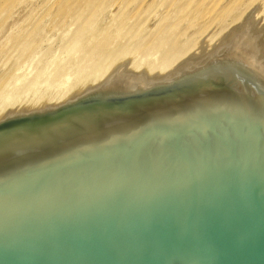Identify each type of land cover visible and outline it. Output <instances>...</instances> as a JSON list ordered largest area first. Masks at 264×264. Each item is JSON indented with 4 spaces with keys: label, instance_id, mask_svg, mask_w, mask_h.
I'll return each instance as SVG.
<instances>
[{
    "label": "water",
    "instance_id": "95a60500",
    "mask_svg": "<svg viewBox=\"0 0 264 264\" xmlns=\"http://www.w3.org/2000/svg\"><path fill=\"white\" fill-rule=\"evenodd\" d=\"M260 10L164 76L3 116L0 264H264Z\"/></svg>",
    "mask_w": 264,
    "mask_h": 264
},
{
    "label": "rangeland",
    "instance_id": "374dc122",
    "mask_svg": "<svg viewBox=\"0 0 264 264\" xmlns=\"http://www.w3.org/2000/svg\"><path fill=\"white\" fill-rule=\"evenodd\" d=\"M189 1L191 0H179V1L178 0H0V76L1 75L5 76L6 79L10 78L11 85L13 87L17 86V88H20L21 85L23 88L32 83L38 82L39 91L41 89L40 93H43V92L45 93L46 87H48V84H47L48 81H52L54 83H61V82L63 83V81L67 77H69L68 75H71L73 77L72 74H75L74 68L76 69V72H77V69L81 68L82 66H85L86 64L85 61L89 53H91V50L93 49L91 48V45L84 47V48L76 46L79 49L76 48L75 46H72L74 45L73 38H72L73 36H70V35L71 33L74 32V30L78 31L84 28L86 29L90 25H94V28H91V32H90V34H92L90 35L91 42L93 43L101 42L103 43L105 48H107L108 50L111 49V51L113 50L117 51L119 49L118 47H120L121 45L126 46L127 44L128 45L126 47L132 48L137 43V41L142 40L144 42H149V41H152V38L156 37L159 33L166 32V35L169 38V40L170 41L173 40L172 42L173 47L175 48L193 47L191 49L192 52L191 51L189 52L193 54L195 51L199 49L200 45L203 42H205L206 45L210 42V44L207 45V51L210 50L211 46H213V43L214 45H216L217 44L216 41L217 42L220 41L218 38H221V36L225 34V31L228 32L229 30L228 26L230 25L231 22H232L231 24L233 23L234 24L230 25V29L234 27L237 21L238 22L236 24H241L242 21H244L246 16L255 6L259 5L261 7L260 11H262V9L264 8V0H238L239 4L237 0H220V1L218 0H192L190 3ZM236 3L239 6L236 5ZM214 4L218 6H214ZM63 5L65 6L64 9H63ZM226 5L228 6L226 7ZM232 5L233 6L235 5V6L233 7ZM213 6L215 9L213 8ZM182 7H189V9L187 8L188 9L187 10L186 8H182ZM228 7L231 8L232 10L234 9L233 10L234 12L228 13L230 11ZM90 8H91V11H90ZM227 8L228 10L225 11V9ZM236 8L238 9L236 10ZM62 9L63 11L61 12ZM184 9H186V12L183 14L182 12L185 11ZM77 10L80 12L77 14H74L77 12ZM191 10L193 11L195 10L196 13L200 17L202 16L203 18H200L195 13L192 14L193 11ZM236 11L240 12L239 14L241 15V17ZM58 12H61L60 17L62 16V18L58 17L59 15ZM201 12H204L203 13L204 15ZM263 12L264 10L262 12L255 13L256 16L254 15V18L256 17L255 20L257 18L258 20H261L260 26L264 25V18H263L264 13ZM259 13H262V14L259 15ZM229 14H230V17L227 16ZM75 15H77L75 18L78 21H80L79 24L77 20L74 18ZM234 15L235 17H233ZM236 15H238L239 17ZM98 17L100 18L98 19ZM219 17L221 18V20H223L224 19L223 17H225V20L221 21L219 20L220 19ZM165 18L167 20H165ZM235 18L238 20H236ZM86 19L88 20L86 21ZM127 20L130 22H128ZM234 20L236 22H234ZM113 21L114 23H112ZM224 21H226L227 23L226 22L224 23ZM84 22L86 23V25ZM58 23H60L61 25L60 24L58 25ZM117 24L120 28H122L120 29L121 33H119V35H118V31L120 32V30L117 28L118 27ZM221 24L223 26H221ZM80 25L83 27H81ZM95 25H97V28H95ZM157 25H158V29H157ZM102 26H103V29H101ZM115 26L117 27L115 28ZM75 28L77 29L79 28V29L77 30ZM133 30L137 33L136 35H134L135 32ZM102 31H105V33H103ZM74 33L72 35H74ZM210 36H211V39L209 38ZM70 37L72 39H70ZM212 37H215V38L212 39ZM26 38L27 39L29 38V39L27 40ZM124 38H127V39H124ZM132 38L135 40H132ZM211 40L213 41L216 40V41L211 42ZM184 41H186V43L183 45L182 43H184ZM28 42L29 43L31 42L32 44H34V47L36 45L38 46L36 48L26 50L25 48ZM65 42L66 44L67 43L69 44L66 47H64L66 45ZM16 44L18 47H20V50L16 46ZM18 44H20V46ZM71 47L75 49L73 50ZM70 48L72 49V51ZM23 49L27 51L26 52L27 55L23 51ZM63 49L65 50L63 51ZM73 51L74 52L77 51V52L74 53ZM46 53H47V56H46ZM152 55H151L152 58L149 61L152 62V61H156L159 59V55L157 53L152 54ZM187 55H190V54H187ZM187 55L185 56L186 58L188 57ZM133 56H136V54L131 55L130 56L131 58L130 59L128 58L125 62L131 61ZM138 56L139 55H137L135 58L136 60L138 59L139 61V58L143 55L139 57ZM55 57H58L57 60ZM65 57H68V59ZM155 57L156 59H154ZM54 58H55V61H54ZM147 58L149 59L150 57H147ZM141 59L147 60L144 56L141 57ZM132 61H135L134 58ZM140 61H143V60H140ZM52 62L54 64L53 66L51 64ZM78 62H82V64ZM59 65H62V66L58 70ZM78 65L79 67L77 68ZM129 65L127 68L129 70L131 68L130 71L134 72L135 70H133L132 66H129ZM70 71L73 73L71 74ZM135 73H138V72L135 71ZM139 73H141V71ZM10 74L11 75L13 74V75L11 76ZM50 74H51V77H49ZM15 75L17 76V78ZM153 75H156V74L154 73ZM46 78L48 79V81ZM22 80L24 83L22 82ZM18 81L19 82L21 81V82L18 84L17 83ZM45 81H47V83ZM43 82H45V84L47 85L45 86ZM48 90H46L47 93H55L54 91L55 88L54 89L48 88ZM28 99L30 98L28 97ZM16 107H21L20 109L29 108V107H26L25 103L22 106L16 105ZM16 107H13V108L19 109ZM10 109L11 110L9 111H12V108Z\"/></svg>",
    "mask_w": 264,
    "mask_h": 264
},
{
    "label": "bare ground",
    "instance_id": "6f19581e",
    "mask_svg": "<svg viewBox=\"0 0 264 264\" xmlns=\"http://www.w3.org/2000/svg\"><path fill=\"white\" fill-rule=\"evenodd\" d=\"M179 1V0H178ZM192 1V0H191ZM191 1H189V3L191 2ZM218 1H220V0H218ZM238 1V0H237ZM174 2V1H173ZM216 2V1H215ZM90 3V2H89ZM177 3V2H176ZM180 3V2H179ZM178 3V4H179ZM204 3V2H203ZM220 3V2H219ZM119 4V3H118ZM199 4V3H198ZM216 4H218V3H216ZM216 4H214V6H218V5H216ZM235 4V3H234ZM238 4H239V1H238ZM237 3H236V5H238ZM186 5V4H185ZM184 5V6H185ZM197 5V4H196ZM200 5V4H199ZM91 6H92V4H91ZM190 6V5H189ZM214 6H213V8H214ZM228 5H226V7H227ZM233 6V5H232ZM235 6V5H234ZM233 6V7H234ZM239 6V5H238ZM237 6V7H238ZM97 7V6H96ZM225 7V6H224ZM232 7V8H233ZM65 8V6L63 5V9ZM93 8V7H92ZM174 8H175V6H174ZM182 8H188L189 9V7H182ZM229 8V7H228ZM228 8L227 9H225V11L226 10H228ZM239 8V7H238ZM238 8H236V10L238 9ZM262 8H263V6H262ZM63 9L61 10V12L63 11ZM186 9H184L183 11L184 12H182L183 14L186 12ZM187 9V10H188ZM195 9V8H194ZM215 9V8H214ZM230 9V11L228 12V13H230V12H234L231 8H229ZM79 10V9H78ZM77 10V12L76 13H74V14H77V13H79L80 11H78ZM206 10V9H205ZM232 10V11H231ZM264 10V8L262 9V11ZM90 11H91V8H90ZM177 11V10H176ZM175 11V12H176ZM179 11V10H178ZM180 11H182V10H180ZM191 11H193V10H191ZM217 11H218V9H217ZM223 11H224V9H223ZM225 11H224V13H225ZM262 11H259V12H262ZM61 12H58L59 13V15H58V17L59 18H62V16L60 17V15H61ZM95 12V11H94ZM93 12V13H94ZM237 12V11H236ZM82 13V12H81ZM102 13H103V11H102ZM178 13V12H177ZM193 13H195V14H197L196 13V11L194 10L193 12H192V14ZM202 14L204 13V12H201ZM210 13H211V11H210ZM238 14L240 13L239 11L237 12ZM258 13V12H257ZM264 13V12H263ZM64 14V13H63ZM85 14V13H84ZM179 14V13H178ZM217 14V13H216ZM221 14H223V13H221ZM234 14V13H233ZM262 13H259V15H261ZM101 15V14H100ZM133 15V14H132ZM198 15V14H197ZM201 15V14H200ZM204 15V14H203ZM220 15V14H219ZM218 15V16H219ZM226 15V14H225ZM240 15V14H239ZM243 15V14H242ZM258 15V16H259ZM77 15H75L74 16V18L76 17ZM91 16V15H90ZM89 16V17H90ZM134 16V15H133ZM132 16V17H133ZM199 16V15H198ZM221 16V15H220ZM227 16H229L230 17V14L229 15H227ZM236 16H238V15H236ZM256 16V15H255ZM200 17V16H199ZM233 17H235V15L233 16ZM239 17V16H238ZM240 17H241V15H240ZM260 17V16H259ZM92 18H93V16H92ZM100 17H98V19H99ZM200 18H203L202 16L200 17ZM220 18V17H219ZM224 18V19H223ZM222 19L223 20H225V17H223ZM237 18V17H236ZM235 18V19H236ZM256 18V17H255ZM254 18V19H255ZM264 18V17H263ZM58 19V18H57ZM64 19V18H63ZM76 19V18H75ZM81 19H82V17H81ZM84 19V18H83ZM234 19V18H233ZM232 19V20H233ZM77 20V19H76ZM88 19H86V21H87ZM91 20V19H90ZM165 20H167L166 18H165ZM219 20H221V18L219 19ZM223 20H221V21H223ZM226 20H227V18H226ZM236 20H238V19H236ZM256 20H258V18L256 19ZM85 21V22H86ZM97 21V20H96ZM95 21V22H96ZM128 21V20H127ZM174 21V20H173ZM220 21V22H221ZM242 21V20H241ZM16 22V21H15ZM63 22V21H62ZM62 22H61V24H62ZM76 22V21H75ZM77 22H78V24H79V22L80 21H78L77 20ZM76 22V23H77ZM84 22V23H85ZM128 22H130V21H128ZM217 22H218V20H217ZM226 21H224V23H225ZM234 22H236L235 20H234ZM238 22V21H237ZM236 22V23H237ZM243 22V21H242ZM64 23V22H63ZM111 23V22H110ZM112 23H114V21L112 22ZM223 23V24H224ZM227 23V22H226ZM232 23V22H231ZM230 23V25H233V24H231ZM235 23V25L237 26V25H239V24H236ZM60 23H58V25H59ZM60 24V25H61ZM98 24V23H97ZM116 24V23H115ZM119 24V23H118ZM118 24H117V26H118ZM178 24V23H177ZM57 25V24H56ZM73 25V24H72ZM83 25V24H82ZM85 25H86V23H85ZM112 25V24H111ZM179 25V24H178ZM229 25V24H228ZM230 25L228 26L229 27V30H228V28H227V30H228V32L232 29H230ZM235 25H234V27H235ZM13 26H14V24H13ZM75 26H77V25H75ZM81 26V25H80ZM117 26H115V28L117 27ZM221 26H223L222 24H221ZM18 27V26H17ZM16 27V28H17ZM81 27H83V26H81ZM156 27V26H155ZM233 27V26H232ZM91 28H94V25H90V26H88L86 29L84 28V29H81V30H78L77 28H75V29H77L78 31H76V30H74V35H72L73 33H71V35L70 36H73L72 38H73V44L74 45H72V46H78V47H82V48H84V47H87V46H90L91 45V48H93L92 50H91V53H89V55H88V57H87V59H86V64H85V66H82L81 68H79V69H77V72H76V69L74 68V73L75 74H72L73 72H71L70 71V73L73 75V77L71 76V75H68L69 77H67L64 81H63V83L61 82V83H54V82H52V81H48V79H47V81H48V83H47V81H45L47 84H48V87H46V90H48V88L49 89H54L55 88V93H47L46 92V90H45V93L43 92V93H40V91H41V89H40V91H39V83L38 82H35V83H32V84H30V85H28V86H26V87H23L22 88V85H21V87L20 88H17V86H15V87H13L12 85H11V80H10V78H7L6 79V77L5 76H0V119L3 117V116H5L8 112H10L9 110H11L10 108H12V110H14V108L13 107H16V105H24V103L26 104V107H29V108H24V109H30V108H32V109H38V108H46V107H49V106H55V105H60V104H63V103H66V102H68V101H70V100H72V99H75L76 97H78L80 94H82V92L83 93H86V92H88L89 90H91V89H93L94 87H96L97 85H99L101 82H103L105 79H107L118 67H120L122 64H124L125 63V61L129 58H131L130 56L131 55H133V54H136V56L137 55H139V56H141V55H143L147 60H144V59H141V57H143V56H141L140 58H139V61H138V59L136 60V56H133L132 57V59H131V63H130V65L129 66H132V68H133V70H135L136 72H143V71H145V72H147V74H148V76L149 77H152V76H154L153 74L155 73L156 75H160V76H164V75H166L167 73H169L173 68H175L178 64H180L183 60H185L186 59V55L187 54H190L191 55V53H189L190 51L192 52V48L193 47H190V48H185V47H182V48H179V47H177V48H175V47H173V40L172 41H170L169 40V38L167 37V35H166V32H163V33H159L156 37H153L152 38V41H149V42H144V41H137V43L132 47V48H128V47H126L125 45H121L120 47H118L119 49L117 50V51H111V49L110 50H108L107 48H105L104 47V45H103V43H98V42H96V43H93V42H91V36L90 35H92V34H90V32H91ZM95 28H97V25H95ZM106 28V27H105ZM110 28H112V27H110ZM119 30L120 29H122V28H120L119 26L117 27ZM171 28V27H170ZM178 28V27H177ZM221 28V27H220ZM101 29H103V26H102V28ZM100 29V30H101ZM157 29H158V25H157ZM169 30V29H168ZM172 30V29H171ZM201 30V29H200ZM200 30H199V32H200ZM94 31V30H93ZM95 31H96V29H95ZM97 31H98V29H97ZM118 31V30H117ZM127 31H129V30H127ZM134 31V30H133ZM137 31V30H136ZM152 31V30H151ZM103 33H105V31H102ZM135 32V31H134ZM228 32L227 31H225V34H223V36H221V38H218L220 41H216V40H211V42L213 41V42H215L216 41V45H214V43H213V46H211V49L210 50H208L207 52H210L212 49H214L222 40H223V38L228 34ZM96 33V32H95ZM103 33H101V34H103ZM108 33V32H107ZM117 33V32H116ZM119 33H121V30H120V32L118 31V35H119ZM143 33V32H142ZM109 34V33H108ZM137 33L135 32V34L134 35H136ZM157 34V33H156ZM218 34V33H217ZM98 35V34H97ZM99 35H100V33H99ZM133 35V34H132ZM133 35V36H134ZM155 35V34H154ZM219 35V34H218ZM129 36V35H128ZM7 37V36H6ZM102 37V36H101ZM108 37V36H107ZM118 37H120V36H118ZM135 37V36H134ZM216 37V36H215ZM215 37H212V39L213 38H215ZM71 37H70V39H72ZM100 38V37H99ZM193 38V37H192ZM210 39H211V36L209 37ZM217 38V37H216ZM27 39V38H26ZM29 39V38H28ZM27 39V40H28ZM70 39H69V41H70ZM94 39H95V37H94ZM124 39H127V38H124ZM19 40V39H18ZM23 40H25V39H23ZM67 40V39H66ZM98 40V39H97ZM119 40V39H118ZM132 40H135V39H133L132 38ZM138 40V39H137ZM144 40V39H143ZM189 40V39H188ZM4 41V40H3ZM22 41V40H21ZM29 41H31V40H29ZM95 41V40H94ZM131 41V40H130ZM20 42V41H19ZM23 42V41H22ZM21 42V43H22ZM25 42V41H24ZM68 42V41H67ZM8 43H9V41H8ZM186 43V41H184V43H182L183 45ZM23 44V43H22ZM21 44V45H22ZM65 44H66V42H65ZM210 44V42L207 44V45H209ZM19 46H20V44H18ZM67 45H69L68 43L64 46V47H66ZM115 45V44H114ZM113 45V46H114ZM16 46H17V44H16ZM38 45H36L35 47H34V44H32L31 42L29 43H27L26 44V50H30V49H33V48H36ZM210 46H208V47H210ZM18 47V46H17ZM78 47H76V48H78ZM19 48V50H20V47H18ZM22 48V47H21ZM72 49H73V47H71ZM70 48V49H71ZM116 48V47H115ZM114 48V49H115ZM17 49V48H16ZM65 49H67V48H65ZM65 49H63V51L65 50ZM69 49V48H68ZM72 49H71V51H72ZM75 49V48H74ZM73 49V50H74ZM79 49V48H78ZM23 51L26 53L27 51H25L24 49H23ZM67 51H69V50H67ZM71 51H70V53H71ZM23 52V53H24ZM74 52V51H73ZM75 52H77V51H75ZM74 52V53H75ZM83 52V51H82ZM22 53V54H23ZM69 53V54H70ZM155 53H157L158 55H159V59L158 60H156V61H149L151 58H152V54H155ZM45 54V53H44ZM53 54V53H52ZM68 54V53H67ZM81 54V53H80ZM26 55H27V53H26ZM76 55V54H75ZM152 55V56H151ZM190 55H187L188 57L190 56ZM46 56H47V53H46ZM65 56H66V54H65ZM68 56V55H67ZM73 56H74V54H73ZM78 56V55H77ZM138 56V57H139ZM156 56V55H155ZM53 57V56H52ZM79 57H81V56H79ZM137 57V58H138ZM147 57H150L149 59L147 58ZM154 57V56H153ZM158 57V56H157ZM185 57V58H184ZM42 58H43V56H42ZM56 58V60H57V58L58 57H55ZM55 58H54V61H55ZM65 58H67L68 59V57H65ZM133 58H134V60L135 61H132L133 60ZM72 59V58H71ZM154 59H156V57L154 58ZM52 60V59H51ZM77 60H78V58H77ZM76 60V61H77ZM84 60V59H83ZM140 60H143V61H140ZM53 61V60H52ZM65 61V60H64ZM80 61V60H79ZM40 62V61H39ZM58 62V61H57ZM56 62V63H57ZM64 63V62H63ZM78 63H81L82 64V62H78ZM38 64H40V63H38ZM52 64V66L54 65L53 64V62L51 63ZM63 65V64H62ZM62 65H59L58 66V70L61 68V66ZM77 65V64H76ZM79 67V65L77 66V68ZM128 67V66H127ZM51 68V67H50ZM18 69V68H17ZM128 69V68H127ZM19 70V69H18ZM129 70V69H128ZM130 70H131V68H130ZM129 70V71H130ZM132 70V71H133ZM17 71V70H16ZM38 71V70H37ZM134 71V72H135ZM7 72V71H6ZM10 72V71H9ZM15 72V71H14ZM13 72V73H14ZM54 73V72H53ZM4 74V73H3ZM69 74V73H68ZM152 75V76H150V75ZM11 75V74H10ZM13 75V74H12ZM11 75V76H12ZM17 75V74H16ZM15 75V76H16ZM31 76V75H30ZM43 76V75H42ZM49 77H51V74L49 75ZM16 78H17V76H16ZM25 78V77H24ZM12 79V78H11ZM45 79V78H44ZM14 80V79H13ZM24 80V79H23ZM23 80H22V82H23ZM39 80V79H38ZM51 80V79H50ZM26 81H28V80H26ZM61 81V80H60ZM21 82V81H20ZM19 81L17 82L18 84L20 83ZM45 82H43L44 84H45ZM16 83V84H17ZM24 83V82H23ZM13 84V83H12ZM47 84H45V86L47 85ZM14 85H15V83H14ZM94 86V87H93ZM57 88V89H56ZM49 91V90H48ZM86 91V92H85ZM50 92V91H49ZM52 92V91H51ZM30 96H32V97H30ZM28 97L30 98V99H28ZM28 100H27V99ZM55 103V104H54ZM16 108H21V107H16Z\"/></svg>",
    "mask_w": 264,
    "mask_h": 264
}]
</instances>
